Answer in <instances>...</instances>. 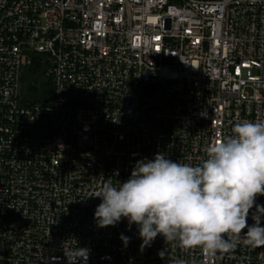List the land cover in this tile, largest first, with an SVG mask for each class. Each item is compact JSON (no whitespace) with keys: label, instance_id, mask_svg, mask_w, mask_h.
Segmentation results:
<instances>
[{"label":"built area","instance_id":"built-area-1","mask_svg":"<svg viewBox=\"0 0 264 264\" xmlns=\"http://www.w3.org/2000/svg\"><path fill=\"white\" fill-rule=\"evenodd\" d=\"M36 54L48 104L18 95ZM242 120H264V0H0V264H264L242 241L141 248L127 218L98 227L88 197L157 153L198 165Z\"/></svg>","mask_w":264,"mask_h":264},{"label":"clouds","instance_id":"clouds-1","mask_svg":"<svg viewBox=\"0 0 264 264\" xmlns=\"http://www.w3.org/2000/svg\"><path fill=\"white\" fill-rule=\"evenodd\" d=\"M206 157L195 166L166 159L163 153L138 160L126 182L114 186L109 181L88 196L101 198L94 213L98 227L127 218L129 226L138 225L141 248L158 234L184 248L200 247L208 255L228 253L241 241L253 248L264 246V206L255 203L264 195V120L235 123L232 135L211 144ZM254 206L255 222L249 226ZM120 238L129 241L123 234Z\"/></svg>","mask_w":264,"mask_h":264},{"label":"rangeland","instance_id":"rangeland-1","mask_svg":"<svg viewBox=\"0 0 264 264\" xmlns=\"http://www.w3.org/2000/svg\"><path fill=\"white\" fill-rule=\"evenodd\" d=\"M45 55H34L33 65L21 68L22 79L18 85V95L25 103L48 104L51 99L52 83L48 75L49 66Z\"/></svg>","mask_w":264,"mask_h":264}]
</instances>
